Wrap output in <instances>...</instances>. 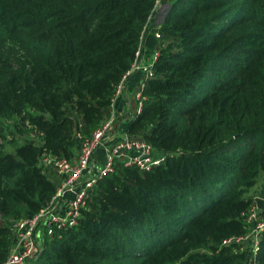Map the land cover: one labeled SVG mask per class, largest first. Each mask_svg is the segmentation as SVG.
Returning a JSON list of instances; mask_svg holds the SVG:
<instances>
[{"label":"trees","instance_id":"trees-1","mask_svg":"<svg viewBox=\"0 0 264 264\" xmlns=\"http://www.w3.org/2000/svg\"><path fill=\"white\" fill-rule=\"evenodd\" d=\"M155 1L0 0V45L23 52L18 69L0 68V118L18 133L9 150L0 143V263L9 225L56 192L59 177L39 158L71 157L73 132L89 135L110 114L156 23ZM161 4L154 75L125 130L164 161L149 170L117 163L77 224L28 264H248V250L222 242L247 231L250 204L264 217V0ZM255 260L264 264V230Z\"/></svg>","mask_w":264,"mask_h":264},{"label":"built area","instance_id":"built-area-1","mask_svg":"<svg viewBox=\"0 0 264 264\" xmlns=\"http://www.w3.org/2000/svg\"><path fill=\"white\" fill-rule=\"evenodd\" d=\"M161 0H156L154 15L158 14ZM153 15V16H154ZM155 26L153 36L158 39ZM143 39L137 57L129 70L116 86L111 103L110 114L89 135L78 134L80 141L76 144L71 157L43 154L38 165L43 169L52 167L59 181L55 194L49 204L30 217L20 218L9 225L11 243L6 258L0 264H26L41 251L40 240L49 239L55 232L73 227L77 224L81 209L92 188L99 179L115 171L117 163L123 166H136L149 170L164 161L162 151L155 149L147 140L129 134L126 130L116 132L118 115L115 111L116 99L121 95L127 79L139 73L141 80L133 91L134 106L130 115L139 113L143 107L144 82L154 75V64L158 51L143 54ZM31 136L35 137L36 134ZM78 145V146H77ZM101 156L98 160V153ZM242 220L247 231L243 235H234L223 240V245H235L236 251L250 252L248 264H260L255 260L259 248L260 233L264 230V217L260 216L259 205L254 202L242 212Z\"/></svg>","mask_w":264,"mask_h":264},{"label":"crops","instance_id":"crops-1","mask_svg":"<svg viewBox=\"0 0 264 264\" xmlns=\"http://www.w3.org/2000/svg\"><path fill=\"white\" fill-rule=\"evenodd\" d=\"M158 15V14H157ZM162 15H158L156 16V23H153V25L157 26L160 25V23L162 22ZM152 24L150 25V27L148 28L144 39H143V54L144 55H148V53L150 51L156 50L155 48V40L152 38V28H154L155 26H153ZM141 80V75L139 73H135L134 75L130 76L124 86V89L121 93V95L116 99L115 102V111L117 112L118 115V121H117V127H116V132H121L123 130H125V127L127 126V122L129 120V118L131 117L130 115V111L134 106L133 103V91L136 88V86L138 85V83ZM78 138H76L77 140ZM79 142V139H78ZM77 143V141H76Z\"/></svg>","mask_w":264,"mask_h":264},{"label":"rangeland","instance_id":"rangeland-1","mask_svg":"<svg viewBox=\"0 0 264 264\" xmlns=\"http://www.w3.org/2000/svg\"><path fill=\"white\" fill-rule=\"evenodd\" d=\"M163 4H161V6H162ZM161 6H160V8H159V12H158V14H162V13H164L165 12V7H163V8H161ZM165 6H166V4H165ZM156 15V14H155ZM154 15V16H155ZM164 15V14H163ZM152 31V30H151ZM21 53H23L21 50H19V49H17V48H15L14 50H11V49H9V48H7V46H3V45H0V58H2V59H4V60H7L8 62L7 63H4V66H0V68L2 69L1 71H3V72H5V73H10L11 71H14V70H16V69H18V68H15V69H13V68H11V67H17L18 65H20L19 63H20V60H21V58L20 57H18ZM18 63V64H17ZM0 77H3V75H1ZM7 124V121L4 119V118H0V125H2L3 126V128H0V130H1V132L3 133V137H1V142L0 143H2V145L5 147V149H8L9 150V148H10V145H9V140L12 138V137H16V136H18V133H15V134H13V135H10L9 134V130H11V125H6ZM73 134L75 135V136H77L78 135V133H75V132H73ZM79 134H80V132H79ZM21 137H18V139H22V135H20ZM27 136H30V135H27ZM77 138V137H76ZM79 138V137H78ZM77 141V143H78V139L76 140ZM79 141H80V139H79ZM76 143V144H77ZM78 146V145H77ZM97 158H98V160H99V157L101 156V153L99 152L98 154H97ZM261 180V179H260ZM260 180L258 181V184L260 183ZM257 191H258V185H255L254 187H252L250 190H249V193L251 194H254V195H256L257 194ZM46 241L47 240H40V243H43V242H45L46 243ZM42 248H43V245H42ZM26 264H28V263H26Z\"/></svg>","mask_w":264,"mask_h":264}]
</instances>
